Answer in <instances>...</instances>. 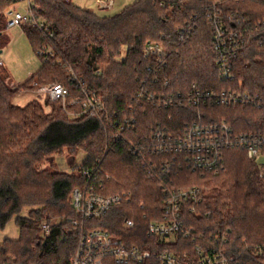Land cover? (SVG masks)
Here are the masks:
<instances>
[{"label":"trees","instance_id":"obj_1","mask_svg":"<svg viewBox=\"0 0 264 264\" xmlns=\"http://www.w3.org/2000/svg\"><path fill=\"white\" fill-rule=\"evenodd\" d=\"M32 2L38 16L53 27L55 37L48 40L31 26L23 27L24 33L34 52L51 45L61 64L42 59L40 70L24 86L57 81L78 96V89L70 81L72 69L88 88L102 96L111 114H122L132 104L141 80L150 75L144 47L149 42H162L169 57L161 78L170 81L171 91L185 92L193 84L225 87L215 66L202 3L192 1L163 9L155 0H138L118 15L99 17L71 0ZM226 3L230 10L240 11L251 21L264 22V0ZM11 4L10 0H0L1 36ZM195 15H200L199 28L189 38L180 40L177 32ZM235 75L238 83L264 101V44L244 49L236 62ZM7 79V72L0 67V227L15 218L20 236L0 244V264H71L78 242L72 226L77 214L71 194L86 182L74 172L40 169L50 155L60 154L65 148L72 157L83 149L88 153L85 167L100 166L112 177L108 194L131 192L134 202L146 204V210L133 215L126 206L115 208L91 228L106 229L122 238L135 236V240L128 241L151 251L158 247L177 254L192 253L190 242L159 244L148 236L147 225L154 216L159 218L162 214L163 199L159 188L147 181L142 165L125 143L110 141L96 119L70 118L59 103L51 102L56 109L52 107L54 112L50 114L38 101H30L24 108L16 105L14 99L19 90L9 88ZM203 112L208 119L226 120L239 133L264 134V107L205 108ZM194 113L189 108L172 109L159 115L149 111L139 117L143 125L159 118L163 124L182 126ZM170 117L173 122H169ZM108 144L111 149L106 152ZM175 181L177 188L199 186L202 190L203 204L197 214L189 217V226L204 238L200 245L211 241L215 244L216 237L227 236V245L221 248L237 259L233 264H264V250L259 251L264 249V161L251 160L246 153L233 150L226 155L223 173L201 178L187 171ZM25 211L27 216H23ZM129 218L135 219L136 228L125 232L123 224ZM53 220L60 222L52 225L48 234L42 233L44 221Z\"/></svg>","mask_w":264,"mask_h":264},{"label":"built area","instance_id":"obj_2","mask_svg":"<svg viewBox=\"0 0 264 264\" xmlns=\"http://www.w3.org/2000/svg\"><path fill=\"white\" fill-rule=\"evenodd\" d=\"M10 1H26L28 10L22 14L10 7L5 13L7 30L31 26L46 39H54L53 27L38 16L32 0ZM155 1L163 9L192 1L203 4L211 32L212 55L219 80L225 87L203 88L193 84L185 92L171 91L170 81L161 78L168 67L169 57V51L162 42H149L144 47V59L150 61V75L141 80L132 104L122 114H111L102 96L88 88L72 69H69L70 81L78 89V96L57 81L43 86L33 83V87L38 95L59 103L70 118L88 116L96 119L110 141L126 144L129 153L142 165L147 181L159 188L163 199L162 214L159 218L154 216L147 225L148 236L159 244H178L179 240L190 242L193 251L177 254L161 251L158 247L151 251L128 241L135 240V236L122 238L106 229L91 228L93 223L104 220L115 208L126 206L129 214L133 215L146 210V204L134 202L131 192L108 194L112 177L105 174L100 166L93 168L82 165L76 174L83 177L86 183L75 188L71 194L72 206L77 214L72 226L78 240L71 264H147L151 261L159 264H233L237 260L221 248L227 245V236L221 239L216 237L215 244L212 241L204 246L199 244L204 238L189 226V217L197 214L203 204L202 190L199 186L177 188L175 180L187 171L201 178L223 173L226 155L233 150L246 153L251 160L262 157L263 133H239L226 120L208 119L203 109L264 107V101L238 83L235 75L236 62L244 49L264 44V22H253L240 11L230 10L226 3L228 0ZM97 3L102 9H108L114 5V0H98ZM199 16L191 17L179 29L177 37L180 40L189 38L199 28ZM37 54L45 62L55 64L57 61L51 45L38 49ZM188 108L195 115L185 120L182 126L163 124L159 118L149 125H143L139 117L140 114L145 117L149 111L159 115L166 110ZM173 121V117H170L169 122ZM110 149L108 144L106 152ZM143 218L146 220V215ZM51 226L44 223L42 229L48 234ZM135 228L134 218L125 220V232L134 231ZM263 250L259 249L260 252Z\"/></svg>","mask_w":264,"mask_h":264},{"label":"rangeland","instance_id":"obj_3","mask_svg":"<svg viewBox=\"0 0 264 264\" xmlns=\"http://www.w3.org/2000/svg\"><path fill=\"white\" fill-rule=\"evenodd\" d=\"M76 6L93 11L99 17H113L120 14L127 6L135 4L138 0H114V5L108 9H102L98 0H71ZM108 2V0H102ZM11 8L25 14L28 10L26 1H19L11 4ZM27 35L24 33L23 27L5 30L3 35H0V67L5 69L9 79L6 84L11 89H18L19 94L14 99V103L20 107L27 105L30 101H38L43 107L45 113L54 112L52 107L54 102L45 98L43 95H38L36 88L24 86L28 79L38 72L42 66V58L34 52ZM125 58L126 49L122 51ZM43 86V85H40ZM52 102V103H51ZM55 108V107H54ZM56 109V108H55ZM76 156L72 157L67 148L63 149L62 153L49 156L40 167L41 170L48 169L50 171H60L64 173H78L82 165L87 161L88 156L83 149L78 150ZM260 162L264 161L263 157L259 158ZM27 211L23 216H27ZM59 220H53L48 225H58ZM43 223V224H44ZM15 218L8 221L4 228L0 227V244L5 239H18L20 236L19 229L16 225ZM42 233L45 231L42 229Z\"/></svg>","mask_w":264,"mask_h":264}]
</instances>
